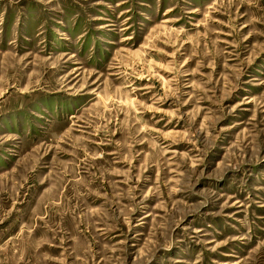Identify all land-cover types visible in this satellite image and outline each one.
<instances>
[{
	"label": "rangeland",
	"instance_id": "obj_1",
	"mask_svg": "<svg viewBox=\"0 0 264 264\" xmlns=\"http://www.w3.org/2000/svg\"><path fill=\"white\" fill-rule=\"evenodd\" d=\"M0 264H264V0H0Z\"/></svg>",
	"mask_w": 264,
	"mask_h": 264
}]
</instances>
